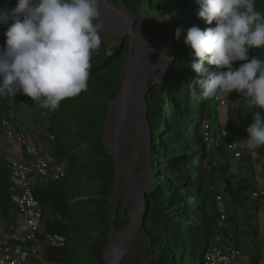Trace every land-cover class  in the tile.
I'll return each instance as SVG.
<instances>
[{
    "label": "trees",
    "instance_id": "16d2710c",
    "mask_svg": "<svg viewBox=\"0 0 264 264\" xmlns=\"http://www.w3.org/2000/svg\"><path fill=\"white\" fill-rule=\"evenodd\" d=\"M106 1L132 15L158 19L172 42L164 77L144 98L151 175L140 226L145 242L142 264H202L207 248L223 247L226 239L242 251L241 261L259 264L262 247L257 237L264 238V198L252 199L249 193L264 182V146L249 151L242 141L247 139L253 111L259 109H249L235 91L220 98L225 102L220 105L214 98H202L199 87L197 98L191 99L187 88L200 79L190 67L194 56L184 43L187 29L197 26L204 30L215 27L214 22L209 25L198 17L197 0ZM3 6L5 0H0ZM8 6H15V0H8ZM255 6L264 12V0H256ZM177 28L181 29L179 39L175 38ZM5 30L0 24V47ZM128 51L127 37L114 45L102 41L91 59L88 90L61 101L55 111L39 108L21 93L12 99L0 98V122L8 119L14 130L25 136L33 131L40 150L51 153L67 169L64 177L33 185L44 216L38 239L42 242L41 259L47 264H104L111 233L127 224L123 199L114 201L116 167L102 137L109 104L121 92L120 75ZM249 56L264 60V49H252ZM205 66L208 72L217 71L215 66ZM21 116L26 121L30 118L29 127L23 126ZM205 121H210L214 130L225 131L215 146H206ZM2 133L0 125V218L8 227H15L9 157L3 152ZM229 141L237 142L239 151L235 172L228 168ZM219 180L225 183L223 189H219ZM218 192L226 205L227 227L217 226L214 195ZM51 236L56 239L48 242Z\"/></svg>",
    "mask_w": 264,
    "mask_h": 264
},
{
    "label": "clouds",
    "instance_id": "9594fccd",
    "mask_svg": "<svg viewBox=\"0 0 264 264\" xmlns=\"http://www.w3.org/2000/svg\"><path fill=\"white\" fill-rule=\"evenodd\" d=\"M197 3L198 17L215 27L187 29L184 43L194 56L190 67L200 77L187 87L189 96L197 98V87L204 99H226L235 91L249 109H259L253 111L247 139L242 140L247 150H256L264 146V60L249 52L264 49V12L257 10L256 0ZM0 24L6 26L0 47V98L21 93L39 108L55 111L61 101L88 90L91 59L102 44L100 0H15V6L5 0ZM180 33L177 28L175 38ZM205 65L217 71L208 72ZM46 179L36 177L34 185Z\"/></svg>",
    "mask_w": 264,
    "mask_h": 264
},
{
    "label": "rangeland",
    "instance_id": "374dc122",
    "mask_svg": "<svg viewBox=\"0 0 264 264\" xmlns=\"http://www.w3.org/2000/svg\"><path fill=\"white\" fill-rule=\"evenodd\" d=\"M100 6V20L103 23V30L100 33L102 41L108 45H114L123 38H128L129 51L120 75L121 92L116 99L121 97L126 86L131 89L138 86L136 88L138 94L134 101L140 102L139 106L143 111V113L141 111L139 113L142 116L141 119L133 117L132 115L135 114L134 102L129 100L122 106L120 117H118L111 114L113 102L116 99L109 105L108 126L103 142L106 150L114 154L116 159L114 201L117 202L118 198L123 199L128 210V217L127 224L110 235L111 244L106 254V264H142L145 242L140 232V226L143 219V194L147 190L149 180L147 154L149 131L143 96L153 84L162 81L165 67L170 61L168 59L171 58L172 42L166 34L164 25L158 19L142 14L132 15L106 0H100ZM149 71L150 73L147 74ZM146 74L149 75V80L143 92L139 93ZM20 105L27 110L24 103L20 102ZM24 117L21 116L26 121ZM26 122L28 123V121ZM30 127L34 128L31 125ZM26 134L29 141L34 140L33 131H27ZM227 137H231L229 133H227ZM226 155L230 171H237L239 168L237 161L232 158L231 152L227 149ZM261 183V187H264V182ZM218 184L219 189L225 187L223 180H219ZM129 228L131 229L129 230ZM3 229H7V225L0 218V231ZM18 231L16 226L14 232L18 233ZM123 232H126L124 239L120 243L115 242L114 244V241ZM263 240L262 235L257 237V242L262 243ZM37 261L31 260L29 264H47L40 257Z\"/></svg>",
    "mask_w": 264,
    "mask_h": 264
},
{
    "label": "built area",
    "instance_id": "2783aa9c",
    "mask_svg": "<svg viewBox=\"0 0 264 264\" xmlns=\"http://www.w3.org/2000/svg\"><path fill=\"white\" fill-rule=\"evenodd\" d=\"M220 105L223 100L214 98ZM3 129L1 144L9 157L8 182L10 185V202L16 209V219L19 229L15 239L14 227L0 233V264H29L31 260L41 258L42 242L38 236L42 233L43 212L39 202L33 194V185L36 177L59 179L67 173L65 165L56 161L51 153L40 150L29 141L23 132L15 131L7 119L0 123ZM213 132H217L214 135ZM203 138L207 147L217 145L225 136V131H216L210 121H205ZM214 137V138H213ZM226 149L231 152L232 158L239 157L237 142L229 141ZM252 199L264 198V189H256L249 193ZM248 195V196H249ZM215 206L218 212L217 226L227 227L226 205L221 194L215 195ZM231 237V236H230ZM48 242L56 236L47 237ZM12 240H16L14 242ZM261 260L264 261V240L261 243ZM242 251L226 239L223 247L210 245L204 253L202 264H247L240 260Z\"/></svg>",
    "mask_w": 264,
    "mask_h": 264
},
{
    "label": "bare ground",
    "instance_id": "6f19581e",
    "mask_svg": "<svg viewBox=\"0 0 264 264\" xmlns=\"http://www.w3.org/2000/svg\"><path fill=\"white\" fill-rule=\"evenodd\" d=\"M101 7V6H100ZM105 9H106V7H104ZM103 10V9H102ZM145 51V50H144ZM149 54V53H148ZM144 66V65H143ZM142 66V67H143ZM148 67H149V65H148ZM147 67V68H148ZM154 71V70H153ZM148 73H150V71L149 72H147V74ZM146 74V78H144L142 81V83H141V86H140V89H139V93H142L143 92V90L145 89V86H146V84H147V82H148V77H149V75H147ZM142 75V74H141ZM152 75V74H151ZM145 76V75H144ZM140 80V79H139ZM138 87V86H137ZM137 87H135L134 89H131V87H128V86H126L125 87V89H124V91H123V94L121 95V97L120 98H118V99H116L114 102H113V107H112V109H111V114H114L115 116H118V117H120V110H121V108H122V106L124 105V103L126 102V101H133L134 102V107H135V114H133L132 116L133 117H135V118H140V117H142L139 113H140V111H141V113H143V111L140 109V106H139V104H140V102L139 103H137L136 101H134V98L136 97V94H138L137 93ZM143 109V108H142ZM133 119V118H132ZM141 119V118H140ZM136 122V121H135ZM141 122H142V120H141ZM143 125V124H142ZM139 212V211H138ZM131 228H129V230H130ZM129 230H127V231H129ZM126 231V232H127ZM126 232H123L122 234H121V236L119 237V238H117L115 241H114V244H115V242L116 243H120L123 239H124V237H125V234H126ZM110 244H111V241H110ZM110 244H109V246H108V248H107V250L105 251V263H106V254H107V251L110 249ZM109 264V263H108Z\"/></svg>",
    "mask_w": 264,
    "mask_h": 264
},
{
    "label": "water",
    "instance_id": "95a60500",
    "mask_svg": "<svg viewBox=\"0 0 264 264\" xmlns=\"http://www.w3.org/2000/svg\"><path fill=\"white\" fill-rule=\"evenodd\" d=\"M167 66H168V64H167ZM167 66L165 67V70H166V68H167ZM165 72V71H164ZM148 90V89H147ZM147 90L145 91V93H144V96H143V100H144V103H145V94H146V92H147ZM111 104V103H110ZM109 104V105H110ZM147 109V106H146V103H145V110ZM109 113H110V109H108V113H107V119H106V122H105V127H104V133H103V137H102V141H104V137H105V134H106V130H107V126H108V116H109ZM147 121V120H146ZM110 153V155H111V157H112V159H113V161H114V164H115V167H116V159H115V155L114 154H112L111 152H109ZM148 166H149V176L151 175V171H150V166H151V162H150V159L148 158ZM115 180H116V177H115ZM144 194H143V201H144ZM109 244H110V242H109ZM109 244H108V246H109ZM108 246H107V248H108ZM103 258H104V264H106L105 263V252H104V254H103Z\"/></svg>",
    "mask_w": 264,
    "mask_h": 264
},
{
    "label": "crops",
    "instance_id": "0c3cea01",
    "mask_svg": "<svg viewBox=\"0 0 264 264\" xmlns=\"http://www.w3.org/2000/svg\"><path fill=\"white\" fill-rule=\"evenodd\" d=\"M28 118V117H27ZM29 119L30 118H28V121H29ZM23 124V126H27V127H29V124L26 122V121H24V123H22ZM41 183H43V182H46V181H40ZM4 230H1L0 231V233H2ZM13 238H15V239H17L18 238V234L17 233H15L14 235H11ZM3 239L0 237V241H2ZM35 261H37L38 259H34ZM38 262V261H37ZM259 264H264V261H260L259 262Z\"/></svg>",
    "mask_w": 264,
    "mask_h": 264
}]
</instances>
